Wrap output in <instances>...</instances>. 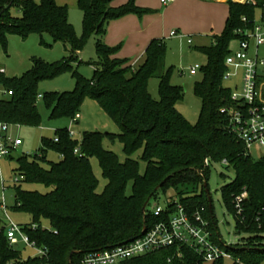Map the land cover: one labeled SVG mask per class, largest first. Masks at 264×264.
Masks as SVG:
<instances>
[{
    "label": "trees",
    "instance_id": "trees-1",
    "mask_svg": "<svg viewBox=\"0 0 264 264\" xmlns=\"http://www.w3.org/2000/svg\"><path fill=\"white\" fill-rule=\"evenodd\" d=\"M112 1L77 0L82 12V34L76 36L68 21L67 7L56 0H0V51H7L8 36L13 34L22 39L31 34H39L41 38L48 34L53 41H61L70 49L67 58L53 63L32 58L31 67L20 77L0 74V84L6 92L12 91L0 99V121L38 126L36 103L41 94L37 90L38 81L71 71L75 79L72 91L43 93L40 98L49 110V119L74 118L82 100L89 97L98 102L119 128L118 133L84 132L80 140L70 136L67 128L57 129L54 138H42L40 153L32 157L23 154L16 159L14 171L22 181L48 188L40 193L14 184L11 207L31 216L29 223L19 225L45 253L24 258L17 245L9 243L0 218V264H81L89 252L139 236L154 220L147 204L166 189H172L173 196L189 209L204 207L202 213L209 222L213 241L225 244L216 231L211 199L205 190L210 167L213 163L222 164L223 160L227 162L224 166L234 172V177L222 187L223 199L235 218L236 233L245 235L235 244H226L225 249L232 257L231 264L264 263V156L253 160L228 128L223 109L231 104V90L222 84L225 57L230 43L237 38L235 31L244 26L243 16L254 15L255 7L228 2L223 30L212 37L210 44L196 47L205 55L206 63L200 68L202 81L194 85V93L201 100L199 118L190 124L175 107L182 98V88L170 83L171 67L165 63L167 47L163 39L150 40L136 67L117 57L119 45L109 46L101 40L111 20L127 14L141 16L149 11L137 6L134 0L119 6H113ZM91 35L97 36V61L92 77L85 78L74 70L72 63L77 61L78 51ZM151 78L158 79V100L148 91ZM105 137L122 144L123 160L103 146ZM76 147L78 153L74 152ZM48 150L56 151L59 159L47 160ZM139 150L145 162L142 173L138 160L132 157ZM92 157L97 158L106 179L101 192L96 191L98 181L91 169ZM243 191L247 197L238 214L234 200ZM42 220L48 221V228L42 227ZM224 261L206 263L191 249L174 246L122 264H224Z\"/></svg>",
    "mask_w": 264,
    "mask_h": 264
},
{
    "label": "rangeland",
    "instance_id": "rangeland-1",
    "mask_svg": "<svg viewBox=\"0 0 264 264\" xmlns=\"http://www.w3.org/2000/svg\"><path fill=\"white\" fill-rule=\"evenodd\" d=\"M39 1V0H35ZM115 1V0H114ZM57 4L67 7L68 21L73 27L76 36L82 34V12L78 8L77 0H56ZM165 6L157 4L155 0V24L160 25L165 21L167 35L159 37L164 40L167 53L165 63L167 67H171L170 83L182 88V98L175 103L177 111L190 123L194 124L198 121L201 100L194 93V85L203 79V73L198 70L196 74H190L189 68L198 64L203 66L206 63V57L196 47H201L211 43L212 37L219 34L228 15V3H221V10L223 15L221 21L218 20L216 28H212L206 32H198L199 35H194L190 28H179L176 26L178 21H175L177 12L172 11L163 16ZM256 23L259 22L261 11L256 9L254 12ZM190 15L182 16L180 25H189L192 23ZM200 14L198 15V17ZM169 18V19H168ZM191 19V20H190ZM174 31L175 35L170 36L169 32ZM188 38H191L192 44L188 43ZM43 42H42V41ZM103 41V37L101 38ZM97 41L96 35H91L86 41L83 48L78 51V59L72 63L74 70L85 78H91L94 73V63L97 61L95 50V43ZM104 42V41H103ZM120 46L119 51L123 49L121 42L114 46ZM237 43L233 40L230 43V49L235 48ZM263 50V48H261ZM70 54L68 45L61 41H53L48 34H43L42 38L39 34H31L28 38L13 34L8 36L7 51H0V67L4 69V74L8 78L20 77L31 67L32 58H40L48 63L57 62L63 58H67ZM121 57L125 59L128 64L133 65L135 58L133 54L130 56ZM136 67V66H134ZM223 86L234 88L235 85L239 88L241 85L240 75L231 79H223ZM75 88V79L71 71H62L59 74L38 81L37 90L39 93L49 92H67ZM148 91L152 98L158 100V79L151 78L148 81ZM6 97V88L0 84V99ZM37 111L40 116V123L38 126H17L13 125L11 134L14 137L21 139L22 144L17 146L10 154V157H3L0 160V196L3 195L7 205V214L11 221L16 224H27L31 221V216L22 211H15L11 209L13 205L14 191L12 186L19 184L24 190L38 191L45 193L48 188L42 184L27 183L22 181V177L14 171L16 167V159L25 154L33 156L40 153L42 148V138L52 139L55 136V130L67 128L72 132L74 139L80 140L84 132H101V133H118V126L108 117L103 111L97 101L85 97L79 105L77 113L80 117L75 120L68 116H63L56 119H49V110L42 99H37ZM103 146L117 154L120 160L125 158L122 144L119 141H111L107 137L103 139ZM250 156L253 160H258L264 156V146L253 145L249 150ZM141 151L135 152L132 157L139 162V171L142 173L145 170V162L140 157ZM46 158L49 161H57L59 154L54 150L46 152ZM91 169L97 178L96 191H103L106 179L102 175L98 160L95 157L90 158ZM223 174V176H222ZM234 177L232 169L226 168L220 163H213L210 167L208 177V193L211 199L212 211L214 220L216 222V231L219 234L220 240L227 245L235 244L244 234L236 233V221L232 213H230L225 205L222 193V187L230 182ZM130 192V185L127 188ZM173 196L172 189L159 191L156 196L150 199L147 204V210L152 211L158 204L162 207L166 206L167 200ZM0 218L4 220V215L0 210ZM42 227L48 228L47 220L41 221ZM17 249L20 250L24 258L28 256H36L37 250L26 246L22 242L17 244ZM231 259H225L224 264H231ZM243 264V263H240ZM264 264V263H262Z\"/></svg>",
    "mask_w": 264,
    "mask_h": 264
},
{
    "label": "built area",
    "instance_id": "built-area-1",
    "mask_svg": "<svg viewBox=\"0 0 264 264\" xmlns=\"http://www.w3.org/2000/svg\"><path fill=\"white\" fill-rule=\"evenodd\" d=\"M166 4L173 0H160ZM254 6L261 11L259 22L252 17L241 18L244 26L235 33L237 46L231 48L225 57L226 70L223 79H231L240 75L241 85L230 88V102L223 109L227 113L228 128L244 145L246 154L253 145L264 146V0H220ZM171 35H175L172 31ZM188 43L191 40L188 39ZM263 48V50L261 49ZM201 66L195 64L189 68L190 74H195ZM0 74L4 69L0 67ZM7 91L6 95H11ZM38 99L42 94H38ZM79 113L74 116L76 121ZM12 124L0 121V160L8 157L13 150L22 144L18 137L11 134ZM72 136V132L69 131ZM57 141V138H55ZM75 153L79 148L74 149ZM226 165L227 162H221ZM205 164H209L207 159ZM247 197L246 191L235 197L234 204L238 214L242 211V201ZM0 210L4 215L3 226L6 237L11 245L22 242L37 250L38 255L45 249L37 247L19 224L10 220L7 205L3 195L0 196ZM204 207L189 209L176 197H170L166 206L156 205L152 210L153 219L142 229L141 234L132 240L109 248L96 250L84 255L81 264H122L124 261L150 252L169 247H186L191 249L204 262L209 263L218 259H231L226 251V244H216L212 239L209 222L203 216ZM156 219V220H155ZM179 255V252L177 253Z\"/></svg>",
    "mask_w": 264,
    "mask_h": 264
},
{
    "label": "crops",
    "instance_id": "crops-1",
    "mask_svg": "<svg viewBox=\"0 0 264 264\" xmlns=\"http://www.w3.org/2000/svg\"><path fill=\"white\" fill-rule=\"evenodd\" d=\"M129 0H113V6L122 5ZM135 4L141 8L148 9L149 11L141 16L135 14H127L121 18L111 20L107 24L106 33L103 36V41L109 45L114 46L119 42L122 43L123 49L118 51L117 57H125L133 54L135 63L131 66H137L141 63L145 49L153 38H159L167 35L165 21L160 24H155V0H134ZM158 6L161 4L160 0H156ZM221 3H226L220 0H173L166 4L163 16L172 11L177 12L175 21L179 28H190L194 35H199L198 32H206L212 28H216V22L221 21L223 11L221 10ZM200 16L198 17V15ZM228 14V13H227ZM190 15L192 23L189 25H180L182 16ZM227 18V16L225 17ZM169 19V18H168ZM190 19V20H191ZM226 20V19H225ZM225 24V21H224ZM224 25L221 29L223 30ZM220 31V32H221ZM171 32H169L170 36ZM191 40V38H188ZM187 39V40H188ZM192 44V41L191 43ZM196 74V73H195Z\"/></svg>",
    "mask_w": 264,
    "mask_h": 264
},
{
    "label": "water",
    "instance_id": "water-1",
    "mask_svg": "<svg viewBox=\"0 0 264 264\" xmlns=\"http://www.w3.org/2000/svg\"><path fill=\"white\" fill-rule=\"evenodd\" d=\"M205 188H206L205 190H206V193H207L208 192V188L206 187V184H205ZM145 207H146V204L143 206V211H144Z\"/></svg>",
    "mask_w": 264,
    "mask_h": 264
}]
</instances>
